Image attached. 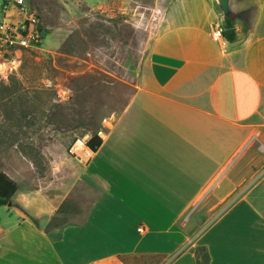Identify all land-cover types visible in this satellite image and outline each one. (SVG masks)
<instances>
[{"label": "crops", "instance_id": "crops-1", "mask_svg": "<svg viewBox=\"0 0 264 264\" xmlns=\"http://www.w3.org/2000/svg\"><path fill=\"white\" fill-rule=\"evenodd\" d=\"M229 8L172 0L101 145L69 154L79 193L17 182L0 264H196L198 248L208 264H264V0ZM232 18L223 47L211 33ZM62 206L74 220L48 228Z\"/></svg>", "mask_w": 264, "mask_h": 264}, {"label": "rangeland", "instance_id": "rangeland-1", "mask_svg": "<svg viewBox=\"0 0 264 264\" xmlns=\"http://www.w3.org/2000/svg\"><path fill=\"white\" fill-rule=\"evenodd\" d=\"M18 2L38 15L43 44L14 52V66L0 57V172L71 199L79 190L70 146L122 111L172 0H0ZM64 207L48 228L74 220Z\"/></svg>", "mask_w": 264, "mask_h": 264}, {"label": "built area", "instance_id": "built-area-1", "mask_svg": "<svg viewBox=\"0 0 264 264\" xmlns=\"http://www.w3.org/2000/svg\"><path fill=\"white\" fill-rule=\"evenodd\" d=\"M224 32L223 26L216 24L211 33L212 39L223 47L226 46ZM42 44L43 34L40 20L34 11L26 9L21 2L11 5V8L0 4V57L8 54V60L11 66H14L17 61L13 59L14 52L39 50ZM86 142L85 137L76 138L69 148V153L75 155L83 152L89 155L91 150L86 146ZM137 231L142 233L144 228L139 226Z\"/></svg>", "mask_w": 264, "mask_h": 264}, {"label": "trees", "instance_id": "trees-1", "mask_svg": "<svg viewBox=\"0 0 264 264\" xmlns=\"http://www.w3.org/2000/svg\"><path fill=\"white\" fill-rule=\"evenodd\" d=\"M226 28H233V18L230 20H225L224 23V36L226 39L230 40L233 35H228L226 33ZM102 140L98 136L97 132H94L91 137L87 140L86 146L95 152L97 148L101 145ZM19 186L16 181L9 177L6 173L0 172V208L9 205H14L12 199L14 195L18 192ZM18 207V206H16ZM34 224H38L34 218H30ZM196 264H208V254L203 248L196 249Z\"/></svg>", "mask_w": 264, "mask_h": 264}, {"label": "water", "instance_id": "water-1", "mask_svg": "<svg viewBox=\"0 0 264 264\" xmlns=\"http://www.w3.org/2000/svg\"><path fill=\"white\" fill-rule=\"evenodd\" d=\"M218 7L222 13V15L226 18L229 19L231 17V12H230V8H229V0H216ZM233 28L231 29H227L226 33L228 35H231L233 33ZM3 58L7 59L8 58V54H4Z\"/></svg>", "mask_w": 264, "mask_h": 264}]
</instances>
